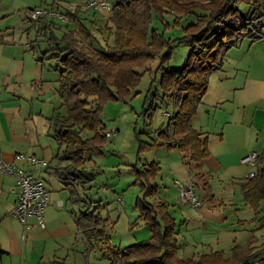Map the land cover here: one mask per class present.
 <instances>
[{"label": "trees", "instance_id": "16d2710c", "mask_svg": "<svg viewBox=\"0 0 264 264\" xmlns=\"http://www.w3.org/2000/svg\"><path fill=\"white\" fill-rule=\"evenodd\" d=\"M56 9L60 10L59 5ZM64 12L71 29L64 32L60 41L52 32L60 27L56 20L35 21L36 37L56 45L53 50L57 52L51 58L61 68L57 93L66 107L65 114L51 118V126L67 164L48 169L64 182L68 203L82 209L74 218L75 226L85 243L95 246L106 240L104 220L93 206L98 202L83 197L79 191L85 193L93 180L84 175V151L101 152L107 140L102 120L105 102L138 95L136 89L149 69L147 64L158 60L156 70L163 74L164 97L174 101V112L167 129H159L156 137L150 143L142 142L139 150L174 147L186 165L193 163L199 167L209 155L208 140L193 128L192 120L207 90L208 78L221 69L232 47L244 39L264 38V32L256 27L264 18V0H115L111 11H104L108 13L105 29L110 38L104 44L95 43L80 7ZM167 16L173 25L182 27V36L175 40L165 38L164 28L171 26ZM154 21L163 30L153 27ZM173 41L190 46V51L180 70H165ZM142 67L145 69L140 71ZM147 167L137 170L136 176L143 175L147 181L154 179L158 163H149ZM253 172L254 177L242 182L240 192L245 205L258 210L264 202V149L256 154ZM143 188L145 193L154 191L150 185ZM139 203V219L151 236L124 248L107 247L103 258H107L108 264H264V250L256 249L251 241L234 245L230 256L217 250L197 258H179L178 230L166 205Z\"/></svg>", "mask_w": 264, "mask_h": 264}, {"label": "crops", "instance_id": "0c3cea01", "mask_svg": "<svg viewBox=\"0 0 264 264\" xmlns=\"http://www.w3.org/2000/svg\"><path fill=\"white\" fill-rule=\"evenodd\" d=\"M76 2L72 3L76 5ZM58 5L63 12L81 7L70 6L69 2L61 1ZM51 6L43 5L34 9ZM24 16V26L31 28L29 26L33 24L34 39L27 40L23 45L8 42L0 45V149L3 159L17 166H22L15 160V155L20 153L34 155L42 160L45 165H26V168L42 178L45 184H52L46 186L48 203L43 212L45 229L39 227L33 216L27 219L26 228L12 214L17 201L15 178L0 174V264H67L66 258L70 256L72 245L78 240L84 242L74 222L75 216L82 209L76 210V205L68 203L64 182L51 170L62 168L67 163L51 132V118L58 113L44 112L40 103L42 99H49L48 92L51 88L55 92L56 86L57 91L61 68L51 58V54L57 52L53 50L56 48L55 43L36 37L38 24L31 20L30 13H25ZM82 17L85 18L83 15ZM106 18L104 23L84 21L95 43L104 44L106 40H110L105 29ZM56 24L65 28V32L71 29L69 22ZM92 28L98 30V34L103 30L104 39H98ZM41 39L46 42L43 40L45 43L42 46L37 45L35 42ZM59 46L61 47L60 44ZM263 62L264 38L244 39L232 47L221 69L210 74L207 90L192 120V126L197 129L195 125L199 124V132L208 140V157L199 167L193 163L186 165L176 148L159 146L166 151L165 166L161 160H153L150 163L155 162L159 166L157 175L145 184L140 182L143 187L153 186L154 191L165 188L167 196L173 193L167 185L179 191L182 224L177 228V239L181 237L180 229L192 224L191 217L194 213L197 221L193 223H198L196 229L200 232L195 233L196 236L192 235V238L193 242L202 245L201 251H206L203 253L213 251L214 247L225 241L230 242V234L236 235L239 232L240 220L229 224L227 221L231 219V213L237 210L234 199L237 192H240L242 182L254 171L250 157L264 149V75L259 79L257 76ZM207 107H214L212 120L215 128L211 137L212 132L205 131L199 122L204 121V115H211L205 110ZM217 112H221L220 117L216 115ZM236 114L238 119L234 120ZM232 138L235 142L229 146ZM84 175L93 179L86 171ZM190 180L193 182V191L199 193L197 197L201 205L198 209H194L180 194L179 186L188 188ZM226 197L227 203L224 202ZM203 202L206 206L202 205ZM153 203H164L168 214L177 221L170 213L175 204H171L168 198ZM226 225L228 229H224ZM80 256L83 258V254Z\"/></svg>", "mask_w": 264, "mask_h": 264}, {"label": "rangeland", "instance_id": "374dc122", "mask_svg": "<svg viewBox=\"0 0 264 264\" xmlns=\"http://www.w3.org/2000/svg\"><path fill=\"white\" fill-rule=\"evenodd\" d=\"M60 1L69 2L70 6L81 5V11L85 12L81 14L85 16L88 23L91 21L104 23V19L108 15V13L101 12L93 13L92 10L86 9L84 4L88 0H0V45L6 42L8 44L23 45L27 40H33V24L29 26L31 28L24 26V14L31 13L32 9L43 5L51 6L54 4L53 7H56ZM106 1L111 6L115 3V0ZM72 2H76V5ZM166 20L169 24L171 23V26L164 28L165 38L175 40L181 37L183 34L182 27L173 25V20L169 16ZM28 23L30 24V22ZM57 23L67 22L58 21ZM185 23L182 25H185ZM153 27L163 30L162 25L157 21L153 22ZM256 27L264 32V18L257 23ZM97 31L92 28V32L98 39H104L103 30L102 35L98 34ZM52 32L60 41L63 38L65 28L56 26V29H53ZM27 33L29 36H27ZM43 40L41 39L35 43L42 46L46 42ZM189 51L190 46L173 41L170 56L166 58L164 64L165 70H180ZM157 65L158 60L147 64L146 68L149 69L144 72L136 89L139 92L138 95L123 100L109 99L104 104L102 111L104 131L106 133L114 130L115 134L112 138L106 140L101 152L95 149L84 151V158L86 159L84 168L87 174L93 177V181L89 184V186H92L90 189L85 190V193L83 191H79V193L83 197L87 196L88 199L98 202L94 203L93 206L96 205V213L104 220L106 240L97 243L95 246L84 244L85 241L78 240L72 245V251L74 252L71 251L70 256L66 258L67 264H108L107 258H103L107 247L124 248L148 239L151 232L144 225V222L139 219V205H141L139 202L144 201L154 205V201L168 198L171 204H175L170 213L177 220V228L182 224V217L179 214V209H182L179 201V191L167 185V188L173 190L172 195L168 194L167 196L164 193L166 192L165 188H158V191L145 193V189L140 182L145 184L147 182L146 178L143 175L140 178L136 176L137 170L144 171L148 168L147 164L155 159L161 160L162 165L165 164V148L154 147L139 150V146L143 145L142 142L150 143L151 139L156 137L159 129L162 131L167 129L168 119L174 112V101L169 97H164L163 74L161 70H156ZM142 69L144 70L145 67L139 70L143 71ZM263 75L264 62L258 70V79ZM164 76L167 77V75ZM54 88L55 92L52 88L48 92L49 99L40 100L42 109L50 114L54 111L58 114H65L66 107L61 105L62 101L58 96L56 86ZM205 110L209 111L211 115H204V121L199 122L205 128V131L210 130L212 132L210 133L211 137L215 128L214 120H212L214 107H207ZM220 113L217 112L216 115L219 116ZM233 119H238L237 114ZM195 127L198 130L193 128L199 131L200 125L196 123ZM51 132L53 133V129H51ZM234 142L235 139L232 138L229 146ZM156 181L158 180L156 179ZM51 184L52 182L50 184L46 182L47 187ZM194 194L199 197L197 191H194ZM227 198L224 201L225 203H227ZM234 204L237 210L231 213L232 220L228 219L227 223L240 220L239 232L236 235L230 234V242H223L218 247H214L213 251L223 250L225 256H230V249L234 245H245L248 241H251V245L256 249L264 250V202H261L260 209L255 210L245 205L241 192L238 191L235 195ZM78 209L77 206L76 210ZM191 218L193 222L197 221L194 213ZM193 222L180 229L181 237L178 240L179 251L177 253L179 258H197L203 252H206L205 250L201 251L202 245L193 242L192 235L196 236L195 233L200 232L199 229H196L198 223ZM224 229H228L227 225L224 226ZM81 254H83V258L80 256Z\"/></svg>", "mask_w": 264, "mask_h": 264}, {"label": "built area", "instance_id": "2783aa9c", "mask_svg": "<svg viewBox=\"0 0 264 264\" xmlns=\"http://www.w3.org/2000/svg\"><path fill=\"white\" fill-rule=\"evenodd\" d=\"M84 7L94 12L111 11L112 6L107 1L88 0ZM32 21H37L40 18L54 19L61 22L69 20L67 14L56 9V7H45L33 9L30 13ZM115 131L106 132V137L111 138ZM256 154L250 157V164L255 166ZM15 160L20 162L22 166H17L14 163L6 162L2 157L0 149V174L9 175L15 178L17 188V201L12 214L23 224L28 227L27 219L31 216L35 217L37 224L41 229H45L43 220V212L48 203V193L46 190L45 181L36 175L32 170L26 168V165L40 166L45 163L34 155L16 154ZM254 177V172L248 174V178ZM180 187V194L182 199L189 201L194 209H198L201 205L200 200L195 196L193 191V182H188V188ZM62 205V204H60Z\"/></svg>", "mask_w": 264, "mask_h": 264}]
</instances>
